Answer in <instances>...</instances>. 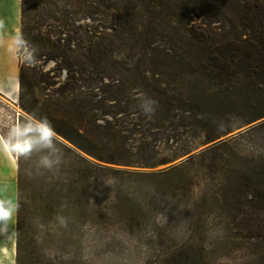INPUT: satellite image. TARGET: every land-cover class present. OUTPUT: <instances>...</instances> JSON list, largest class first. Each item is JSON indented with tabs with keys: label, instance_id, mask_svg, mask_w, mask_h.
Here are the masks:
<instances>
[{
	"label": "trees",
	"instance_id": "16d2710c",
	"mask_svg": "<svg viewBox=\"0 0 264 264\" xmlns=\"http://www.w3.org/2000/svg\"><path fill=\"white\" fill-rule=\"evenodd\" d=\"M216 1L220 3L20 0L18 53L26 47L34 58L53 61L56 69L66 75L58 89L61 97L56 102L31 108L22 101L30 83L38 80L37 73L31 69L30 62L19 64L21 107L68 142L50 138L60 149L57 167L61 175L54 183H48L51 185L48 191L40 193L35 211L39 216L50 224L57 222L69 230V235L80 229V225L91 222L86 215L89 195L85 167L91 162L81 152L103 161L146 166L156 163L155 146L148 148L143 142L129 147L117 144L121 131L109 124L89 127V119L96 117L97 110L108 114L109 108L114 107L123 113L129 110L133 115L147 116L149 120L142 134L161 129L165 124L167 127L172 111H180L191 119L177 125L190 124L203 131L223 121L220 112L223 104L245 109L251 119L264 116V0H240L230 9L221 0ZM208 5L217 8V22H224H219L220 33L210 27L211 16L192 22L193 10ZM110 14L118 18V28L101 25L96 30L88 23ZM160 61L166 65L164 74L172 70L173 78L159 77L154 71H149L148 76L139 68L141 64L148 65V70L159 67ZM112 68H124L128 75L115 79L109 72ZM183 75L193 79L186 97L171 85L176 82L175 77ZM230 87L237 91L235 98L229 92L225 94ZM92 89L103 95L92 99ZM219 93L224 97H219ZM258 125L264 126V121ZM21 155L18 145L15 264L27 261ZM192 159L190 156L180 163V170ZM180 170L170 168L160 173L177 171L182 176ZM251 178V197L245 201L237 199L232 204L236 195L231 191L230 180L220 189L221 212L228 230L234 231L238 238H264V172L257 169ZM61 198L66 200L64 209ZM60 218L65 221L60 223Z\"/></svg>",
	"mask_w": 264,
	"mask_h": 264
},
{
	"label": "rangeland",
	"instance_id": "374dc122",
	"mask_svg": "<svg viewBox=\"0 0 264 264\" xmlns=\"http://www.w3.org/2000/svg\"><path fill=\"white\" fill-rule=\"evenodd\" d=\"M221 1L230 9L240 0ZM208 6L193 10L192 22L211 16L210 27L220 33V23L224 22H217V8ZM88 23L99 30L101 25L118 28L119 20L110 14ZM17 57L18 67L30 62L38 78L26 89L22 103L40 108L44 102H56L61 97L58 89L65 81V72L56 69L53 61L34 58L26 47L20 53L17 49ZM140 66L148 76L149 71H154L159 77L173 78L172 70L164 74L166 65L161 61L160 68L148 70V65ZM109 72L115 79L128 75L124 68H112ZM175 80L171 85L186 97L192 77L183 75ZM91 91L92 99L103 95L97 89ZM226 92L236 97L235 87ZM218 95L224 97L223 93ZM17 106L22 117L16 125L7 117L9 108L0 101V128L16 156L17 178L18 145L22 149L26 264H264V238L233 235L235 232L228 230L220 209V189L224 184L231 181V191L236 195L232 204L237 199L245 201L251 197L252 173L257 169L264 172V126L258 125L264 116L251 119L245 109L223 104L220 110L223 121L204 132L190 124L177 125L191 119L180 111H172L167 127L165 124L161 129L142 134L149 120L143 114L133 115L129 110L123 113L114 107L109 108L108 114L95 111L97 115L89 119V127L109 124L121 131L117 144L129 147L143 142L148 148L155 146L156 163L146 166L103 161L81 152L91 162L85 165L89 195L86 215L91 222L80 225L69 235V230L57 222L48 223L35 212L40 193L48 191L51 186L48 183H54L61 175L57 167L60 149L50 138L68 142L26 112L19 101ZM128 129L132 131L129 133ZM190 156L193 159L180 170V163ZM170 168L180 170L182 176L177 171L160 173ZM243 183L245 186L241 187ZM61 199L64 209L66 200ZM63 221L59 219L60 223Z\"/></svg>",
	"mask_w": 264,
	"mask_h": 264
},
{
	"label": "crops",
	"instance_id": "0c3cea01",
	"mask_svg": "<svg viewBox=\"0 0 264 264\" xmlns=\"http://www.w3.org/2000/svg\"><path fill=\"white\" fill-rule=\"evenodd\" d=\"M19 29L20 0H0V101L9 108L10 111H6L10 116L7 117L14 122L15 113H19L18 122L22 117V113L17 111ZM16 201L17 159L0 128V264H15Z\"/></svg>",
	"mask_w": 264,
	"mask_h": 264
},
{
	"label": "built area",
	"instance_id": "2783aa9c",
	"mask_svg": "<svg viewBox=\"0 0 264 264\" xmlns=\"http://www.w3.org/2000/svg\"><path fill=\"white\" fill-rule=\"evenodd\" d=\"M10 116V115H8ZM19 113H15V124L17 125L18 124V119H19Z\"/></svg>",
	"mask_w": 264,
	"mask_h": 264
},
{
	"label": "snow or ice",
	"instance_id": "6c2138e0",
	"mask_svg": "<svg viewBox=\"0 0 264 264\" xmlns=\"http://www.w3.org/2000/svg\"><path fill=\"white\" fill-rule=\"evenodd\" d=\"M47 134V133H46Z\"/></svg>",
	"mask_w": 264,
	"mask_h": 264
}]
</instances>
